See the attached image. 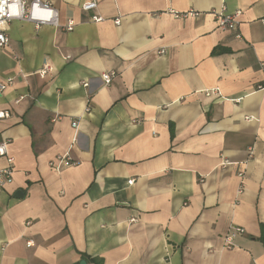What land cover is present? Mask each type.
Masks as SVG:
<instances>
[{"label":"crops","instance_id":"0c3cea01","mask_svg":"<svg viewBox=\"0 0 264 264\" xmlns=\"http://www.w3.org/2000/svg\"><path fill=\"white\" fill-rule=\"evenodd\" d=\"M45 1L0 49V264H264V0Z\"/></svg>","mask_w":264,"mask_h":264},{"label":"built area","instance_id":"2783aa9c","mask_svg":"<svg viewBox=\"0 0 264 264\" xmlns=\"http://www.w3.org/2000/svg\"><path fill=\"white\" fill-rule=\"evenodd\" d=\"M15 6L17 8V14L11 15V8ZM98 0H87L82 5L84 11L90 12L97 8ZM0 7L3 8V12H0V49L4 48L9 43V36L7 33L8 25L15 20H22L34 23L37 27L41 26H52L59 27V11L48 1L45 0H0ZM173 16L177 18H187L189 16L197 17L200 13L189 11L187 13H177L174 10L169 11ZM218 22V27L221 30L233 31L236 32L239 26V17L241 16V11H236L235 13L227 14L223 8L221 11H212ZM94 21L101 22L104 20L103 17H94ZM120 19L115 21V24H120ZM75 23L74 21H69L65 29L67 32L74 30ZM52 71L49 65H45L44 69L40 72L41 76H45L48 72ZM115 72L103 73L102 79L105 84L109 85L112 79L115 77ZM11 83V80H8V84ZM6 84H0V94L6 89ZM216 91H211V94H215ZM10 117V113L0 110V120L7 119ZM76 127L77 123H73ZM7 157L8 167L3 170H0V186L11 182L13 176V163L14 159L8 155V141L0 143V158ZM70 157L68 155L58 157V165L51 163L56 170H59L62 164H68ZM242 177L243 175L240 174ZM132 181H129V184H132ZM244 233V230L239 227H231L228 231V234L225 237V248L231 249L234 246V240L238 235Z\"/></svg>","mask_w":264,"mask_h":264},{"label":"clouds","instance_id":"9594fccd","mask_svg":"<svg viewBox=\"0 0 264 264\" xmlns=\"http://www.w3.org/2000/svg\"><path fill=\"white\" fill-rule=\"evenodd\" d=\"M0 12H3V8L0 7ZM17 14V8L15 6H13L11 8V15H16ZM0 24H3V22H0Z\"/></svg>","mask_w":264,"mask_h":264},{"label":"trees","instance_id":"16d2710c","mask_svg":"<svg viewBox=\"0 0 264 264\" xmlns=\"http://www.w3.org/2000/svg\"><path fill=\"white\" fill-rule=\"evenodd\" d=\"M216 52H217V51H215V53H216ZM261 240H262V242H263V244H264V224L262 225Z\"/></svg>","mask_w":264,"mask_h":264},{"label":"water","instance_id":"95a60500","mask_svg":"<svg viewBox=\"0 0 264 264\" xmlns=\"http://www.w3.org/2000/svg\"><path fill=\"white\" fill-rule=\"evenodd\" d=\"M17 197H22V192L21 191H18L17 194H16ZM84 264V263H82Z\"/></svg>","mask_w":264,"mask_h":264}]
</instances>
